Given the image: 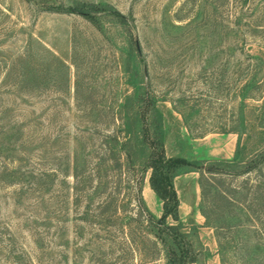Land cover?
<instances>
[{
  "label": "rangeland",
  "instance_id": "obj_1",
  "mask_svg": "<svg viewBox=\"0 0 264 264\" xmlns=\"http://www.w3.org/2000/svg\"><path fill=\"white\" fill-rule=\"evenodd\" d=\"M113 133L130 136L156 218L152 152L246 162L263 151L264 0H0V264L165 263L146 259L134 182L92 183L74 202L75 154L94 159ZM197 180H173L195 264H242L218 253Z\"/></svg>",
  "mask_w": 264,
  "mask_h": 264
},
{
  "label": "trees",
  "instance_id": "obj_2",
  "mask_svg": "<svg viewBox=\"0 0 264 264\" xmlns=\"http://www.w3.org/2000/svg\"><path fill=\"white\" fill-rule=\"evenodd\" d=\"M130 142V136L122 141L116 133L106 134L101 138V149L94 153V159L91 154H75L72 172L75 204L79 202L78 192L89 185L92 187V183H95L94 189L106 193L110 183L118 189L123 183L134 182L140 205L136 219L153 235L150 239L144 237L149 247L146 259L151 263L163 259L164 264H195L191 243L182 232L179 199L173 183L181 173L195 172L200 193L198 210L206 226L214 231L218 253L230 249L242 264H264V150L246 162L239 161L237 153L231 159L199 162L167 158L163 147L152 152L147 167L150 170L149 187L161 203V216L156 218L145 208L139 194ZM90 161L93 168L85 176ZM252 174L255 177L253 183ZM239 176H245L244 181L234 185L233 181ZM102 197L98 204L100 218L108 215L114 200L111 194ZM220 264H223L222 256Z\"/></svg>",
  "mask_w": 264,
  "mask_h": 264
},
{
  "label": "crops",
  "instance_id": "obj_3",
  "mask_svg": "<svg viewBox=\"0 0 264 264\" xmlns=\"http://www.w3.org/2000/svg\"><path fill=\"white\" fill-rule=\"evenodd\" d=\"M178 196V195H177ZM179 199V198H178ZM179 208H180V201H179ZM200 214V213H199ZM179 216H180V212H179ZM201 216V215H200ZM202 217V216H201ZM180 218H181V216H180ZM202 219H204L203 217H202ZM204 222H205V220H204Z\"/></svg>",
  "mask_w": 264,
  "mask_h": 264
}]
</instances>
